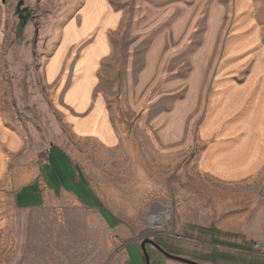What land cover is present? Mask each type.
Wrapping results in <instances>:
<instances>
[{
	"label": "rangeland",
	"instance_id": "374dc122",
	"mask_svg": "<svg viewBox=\"0 0 264 264\" xmlns=\"http://www.w3.org/2000/svg\"><path fill=\"white\" fill-rule=\"evenodd\" d=\"M83 1L0 0V112L42 144L43 155L45 143L66 147L97 194L94 206L64 196L31 209L0 195V264H146L145 238L207 264L200 260L207 257L184 249L177 235L184 225L230 228L231 208L245 210V194L226 193L229 188L196 170L199 131L227 44L238 32V23H228L234 1L111 0L122 20L109 31L111 47L95 75L119 137L109 147L77 136L53 106L71 81L76 57L94 39L90 35L64 50L75 36L70 22ZM251 2L264 46V0ZM244 26L242 31L249 30ZM96 45L79 61L75 95L94 79L88 73ZM56 51H64L63 69L52 77ZM181 126L185 136L177 134ZM147 249L151 264L170 259L151 244ZM252 255L243 256L245 262L264 264ZM234 259L220 264L238 263Z\"/></svg>",
	"mask_w": 264,
	"mask_h": 264
},
{
	"label": "crops",
	"instance_id": "0c3cea01",
	"mask_svg": "<svg viewBox=\"0 0 264 264\" xmlns=\"http://www.w3.org/2000/svg\"><path fill=\"white\" fill-rule=\"evenodd\" d=\"M233 1V16L228 23H238V32L227 44L220 77L213 88L209 114L199 131L202 147L196 170L199 176L229 188L226 193L245 194V210L231 208L230 228L219 223L215 226L184 225L179 229V235L183 237L180 241L186 242L185 246L182 245L184 249L207 257L200 259L207 264L235 261L234 258L238 262L234 264H253V259L245 262L243 256L248 254L264 261V254L256 252L260 250L258 245H264V46L254 24L257 21L251 0ZM121 20L122 12L112 6L111 0L83 1L70 22V26L76 28L75 36L65 43L64 50L69 44L90 35L94 34V39L76 57L71 81L61 89L59 105L53 104L56 111L64 114L77 136L95 138L108 147L119 137L109 106L95 87V75L100 59L111 47L109 31ZM243 24L249 30L242 31ZM63 43L62 38V46ZM95 44L96 51L88 73L94 79L75 95L72 87L74 76L82 67L79 61ZM63 58L64 51H61L52 77L62 71ZM46 72V77L50 78L47 67ZM239 74L244 75L242 81L236 79ZM180 129L177 134L185 136V126ZM41 145L22 127L11 125L0 112V195H7L16 207L22 209L41 207L64 196L94 206L97 194L66 147L61 143H45L43 148L47 154L43 155ZM98 209H104V206H98ZM1 210L0 202V214H3ZM220 214L226 212L220 211ZM158 260L160 264H176L173 259L159 257Z\"/></svg>",
	"mask_w": 264,
	"mask_h": 264
},
{
	"label": "water",
	"instance_id": "95a60500",
	"mask_svg": "<svg viewBox=\"0 0 264 264\" xmlns=\"http://www.w3.org/2000/svg\"><path fill=\"white\" fill-rule=\"evenodd\" d=\"M148 244H152L155 247H157L162 253H164L170 259L180 261L183 263H187V264H202V263L196 262L194 260L185 258L183 256H179V255L169 253L168 251L163 249L154 239L145 238V239H143L141 246H142L143 251L145 252L146 264H151L150 254L148 253V249H147Z\"/></svg>",
	"mask_w": 264,
	"mask_h": 264
},
{
	"label": "built area",
	"instance_id": "2783aa9c",
	"mask_svg": "<svg viewBox=\"0 0 264 264\" xmlns=\"http://www.w3.org/2000/svg\"><path fill=\"white\" fill-rule=\"evenodd\" d=\"M178 238H180V235H177ZM259 247H262L263 251H264V245H258Z\"/></svg>",
	"mask_w": 264,
	"mask_h": 264
}]
</instances>
